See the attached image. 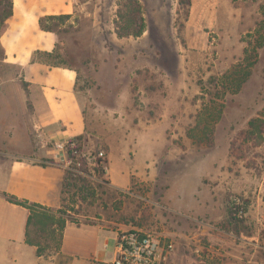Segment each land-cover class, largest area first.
I'll list each match as a JSON object with an SVG mask.
<instances>
[{"label": "rangeland", "instance_id": "obj_1", "mask_svg": "<svg viewBox=\"0 0 264 264\" xmlns=\"http://www.w3.org/2000/svg\"><path fill=\"white\" fill-rule=\"evenodd\" d=\"M8 1L0 0V34ZM74 1L72 20L55 30L61 63L77 71L86 138L126 153L133 170L128 190L70 189L55 216L157 234L164 252L173 247L166 264H264V0H191L188 18L178 0H138L146 26L138 39L116 35L128 0ZM255 55L241 91L222 95L216 79ZM2 60L0 48V160L34 144L24 88L4 77ZM205 105L223 106L210 140L198 127ZM29 237L45 258L58 253L57 224L33 220ZM115 247L104 239L102 258L113 260Z\"/></svg>", "mask_w": 264, "mask_h": 264}, {"label": "crops", "instance_id": "obj_2", "mask_svg": "<svg viewBox=\"0 0 264 264\" xmlns=\"http://www.w3.org/2000/svg\"><path fill=\"white\" fill-rule=\"evenodd\" d=\"M10 1L11 16L0 34L2 64L7 70L4 77H16L10 78L11 81L24 88L22 109L25 108L32 125L34 144L27 156L0 160V264H56L58 256L64 260L63 264L90 261L112 264L113 260L102 258L101 245L104 239H114L115 243L121 229L115 232L99 225L67 222L56 256H37L36 248L26 244L29 211L9 203L3 196L5 193L51 211L59 210L63 204L65 173L58 167L40 164L54 158L47 143L88 136L87 121L76 92V71L32 62L35 52L52 53L58 48V35L41 30L40 19L69 16V21L72 20L75 1ZM125 154L120 155L113 147L108 151V186L122 191L128 190L133 170ZM154 159L153 155L146 157L150 163Z\"/></svg>", "mask_w": 264, "mask_h": 264}, {"label": "trees", "instance_id": "obj_3", "mask_svg": "<svg viewBox=\"0 0 264 264\" xmlns=\"http://www.w3.org/2000/svg\"><path fill=\"white\" fill-rule=\"evenodd\" d=\"M128 1H129V6H126L127 16L118 14V17L122 21H124V26L121 28L120 27L117 28L116 35L119 38H125V37L139 38L146 31L145 20L141 12V6L138 0H128ZM178 4L180 8L181 7L185 8L186 10L185 16L186 18H188L189 10L191 7V0H178ZM8 8H9V11H8L7 18L11 16V1L10 0L8 1ZM261 13L264 18V4L261 5ZM69 19H70L69 16L48 17L45 19H40V23H39L40 29L46 32H52V33L57 34L55 30V28L57 27V23L69 21ZM50 22H54V25L52 26L48 25ZM259 28L260 29L258 30V34H260V32L262 31L263 33L260 35L262 36L261 38L264 39V21L260 25ZM248 53H249V50L245 49L244 54H248ZM60 58L61 56L57 52V50L52 53H43V52L37 51L32 56V62L44 64L50 67L70 68V67L64 66L63 63H61ZM255 61H256V55L254 56V61L249 62L248 65L234 66L233 69L229 73H226L221 79L215 78L216 82H218L219 86L221 87L222 95L226 93L236 94L241 91L242 87L249 79V76L251 74V68L255 65ZM215 79H212V81H214ZM209 101L212 104H215V101L213 100H209ZM212 110L210 111V109L205 105L204 109H202V111L199 114V121L202 122V124H200L198 127L202 126L201 130H202L203 136H205V139H209L214 133V125L216 124V122L219 121L221 117L223 106L219 107L218 109H214L213 112ZM253 123L254 121H251L249 123V126L250 127L253 126ZM76 138L81 139L82 137L80 136ZM49 163H51V161H43L40 164L45 166V165H48ZM78 185H81L83 187H89V184L86 181L65 176L62 193L64 194L67 191L70 192V189L75 190L76 192H79V193L80 192L84 193V190L81 189L82 187L78 188ZM107 186L108 185H98L96 187H90L89 190H92V191L101 190ZM3 196L9 203L17 205V206H21L29 211V217H28V221L26 225V244L30 246H34L36 248L37 256H44L45 250L42 249V247H40L38 243L30 240L29 228L33 220H35L37 223H41L45 221L49 223L50 225L57 224V227L60 229V241L58 244V249H59L61 245L63 229L67 222H71L67 219H63V218L61 219L55 216L58 212H60V209L54 212V211L46 209L45 207H42L37 204H31L26 201H20L16 197L10 196L5 193L3 194Z\"/></svg>", "mask_w": 264, "mask_h": 264}, {"label": "built area", "instance_id": "obj_4", "mask_svg": "<svg viewBox=\"0 0 264 264\" xmlns=\"http://www.w3.org/2000/svg\"><path fill=\"white\" fill-rule=\"evenodd\" d=\"M47 147L54 156L48 165L62 169L65 176L86 181L93 187L108 185V154L88 138L54 139ZM172 248L168 246L169 251ZM169 251H163L157 234L139 229L121 231L116 236L112 264H166Z\"/></svg>", "mask_w": 264, "mask_h": 264}]
</instances>
